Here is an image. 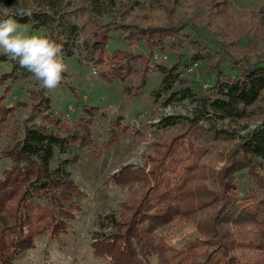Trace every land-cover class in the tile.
I'll use <instances>...</instances> for the list:
<instances>
[{
	"label": "trees",
	"instance_id": "trees-1",
	"mask_svg": "<svg viewBox=\"0 0 264 264\" xmlns=\"http://www.w3.org/2000/svg\"><path fill=\"white\" fill-rule=\"evenodd\" d=\"M63 1L60 9L30 10V16L29 11H22L13 17L35 29L55 27V41L62 45L64 57L73 55V46H77L80 58L91 65L104 64L106 70L100 73L101 77L109 83L122 82L132 98L143 95L154 74L159 77L155 95L165 93V105L183 100L197 102L192 117L160 118L157 124L161 128H184L167 144H156L149 156L148 171L128 165L104 181L118 186L138 182L142 191L132 201L122 203L127 213L122 219L109 217L113 230L101 233L91 243L93 253L110 264H150L154 256L160 264H264V195L260 194L264 191V122L244 135L220 127L225 120H247L264 111V107L256 109L263 99L264 65L241 64L239 73L227 79H221L219 72L213 91L198 97L193 87L176 85L174 73L181 64L187 66L210 55L193 47L189 57L180 51L186 43L191 45V32H185L188 24L144 27L118 17L103 22L90 8H71V0ZM76 11L81 14L80 25L73 20ZM114 36L128 46L143 43L148 52L122 46L109 51L108 44ZM74 38L78 42L73 44ZM156 49L176 51L175 65L168 67L155 61ZM4 59L0 54V60ZM14 72L0 73V86H5V91L11 87L7 80ZM4 95L0 94V137L7 135L8 143L1 152L10 166L0 175V264H12L16 256L35 247L36 237L55 239L66 234V220L76 217L75 198L82 190L65 165L51 168L55 149L78 143L89 145L95 155L99 152L92 138L96 107L85 105L77 121H61L53 114L50 96L41 86L29 92L32 112L63 129L65 135L51 133L42 125L10 130L17 104L6 103ZM119 121L114 123L108 144L128 131L126 124ZM220 139L238 140L229 151L226 164L206 173L203 161L210 146ZM240 174L252 183L243 184ZM47 198L50 203H46ZM212 203L218 204V209L204 223L203 214L199 213ZM186 221H193L199 234L179 247L165 235L157 234L159 227ZM246 230L252 232V237L238 242L234 236ZM234 246H239L245 256L236 255Z\"/></svg>",
	"mask_w": 264,
	"mask_h": 264
},
{
	"label": "rangeland",
	"instance_id": "rangeland-1",
	"mask_svg": "<svg viewBox=\"0 0 264 264\" xmlns=\"http://www.w3.org/2000/svg\"><path fill=\"white\" fill-rule=\"evenodd\" d=\"M69 6L88 7L103 22L118 17L126 23L144 27L188 24L185 32H191V45L186 43L180 51L184 52L185 57H189L190 48L193 47L205 50L204 55H210L194 62V69L188 70V65L181 64L174 73L176 85L193 87L198 97L213 91L219 72L221 79H227L239 73L238 67L241 64L264 65V0H71ZM50 7L60 9L64 7V1L0 0V18L3 17L5 8L14 16V13L22 11L41 8L51 10ZM73 20L80 25L81 14L76 11ZM18 24L21 26L20 30L29 36H46L55 40L58 34L55 27L35 29L31 24ZM77 42L74 38L73 44ZM117 46L129 48L131 51L148 52L143 43L128 46L114 36L108 44V50L111 51ZM73 51V55L64 57L68 69L64 80L57 88L46 91L50 96L53 114L61 121H77L83 114L85 105L96 107L92 138L99 155L93 154L89 145L78 143H67L62 148L55 149L51 168L65 165L71 178L82 190L75 198L76 217L66 220V234L62 233L55 239H49L46 235L36 237L35 247L16 256L12 264H110L108 260L93 253L91 243L101 233L113 230L109 217L119 220L127 215L122 203L132 201L141 193L142 187L138 182L132 186H118L114 182L106 184L104 181L128 165L148 171L151 167L149 156L153 154L156 144H167L184 128L181 125L161 128L157 124L160 118L165 115L192 117L197 107V102L191 100L173 101L165 105L167 95L163 92L159 96L155 95L159 91V77L154 74L147 81L143 95L132 98L122 82L109 83L101 77L100 73L106 70L104 64L91 65L89 61L80 58L77 46H73ZM155 51L166 56L165 59H157L158 63L168 67L175 65L176 51ZM0 54L5 58L0 60V73L15 71L14 76L7 80L11 85L9 90L5 91L6 87L0 86V94H5L4 101L17 104L10 120V130L42 125L51 133L65 135L63 129L49 124L40 115L32 112L29 92L41 87V82L21 68L18 60L5 54L2 49ZM238 61L241 63L238 64ZM92 66H101L99 75L92 74ZM258 104L256 109L264 107V91L263 99ZM261 111L251 119L225 120L220 127L232 131L233 134L237 132L236 135H244L263 124L264 111ZM118 120L122 125L126 124L128 131L122 133L112 144H108L110 132ZM7 137L5 134L0 137V175L10 166L9 159L2 156L1 152L8 143ZM237 140L220 139L210 146L211 151L203 161L206 173L219 170L226 164L228 153ZM238 178L243 184L247 181L248 185L252 183L245 174H240ZM260 194L264 195V191ZM45 201L50 203L49 198ZM53 209L56 211V207L53 206ZM217 209L218 204L212 203L200 212L199 214H203L202 221L207 222ZM157 234L165 235L171 244L179 247L191 237L198 236L199 232L193 221H186L159 227ZM234 237L238 242L248 241L252 232L246 230L244 234L237 233ZM233 251L238 256H245L239 246H234ZM150 264L160 262L154 256Z\"/></svg>",
	"mask_w": 264,
	"mask_h": 264
},
{
	"label": "clouds",
	"instance_id": "clouds-1",
	"mask_svg": "<svg viewBox=\"0 0 264 264\" xmlns=\"http://www.w3.org/2000/svg\"><path fill=\"white\" fill-rule=\"evenodd\" d=\"M20 29L17 20L5 8L0 18V49L18 60L20 67L40 81L42 87L57 88L68 70L62 45L46 36L26 35Z\"/></svg>",
	"mask_w": 264,
	"mask_h": 264
},
{
	"label": "built area",
	"instance_id": "built-area-1",
	"mask_svg": "<svg viewBox=\"0 0 264 264\" xmlns=\"http://www.w3.org/2000/svg\"><path fill=\"white\" fill-rule=\"evenodd\" d=\"M165 59L166 58V56H162L158 51H155L154 53H153V59L156 61L157 59ZM196 66V63H193V64H190V65H188V67H187V69L188 70H192V69H194V67ZM92 70H91V72H92V74H94V75H99V73H100V71H101V66H92V68H91Z\"/></svg>",
	"mask_w": 264,
	"mask_h": 264
}]
</instances>
